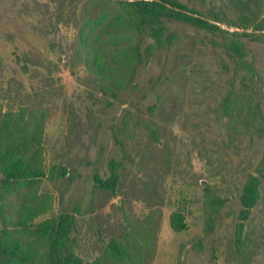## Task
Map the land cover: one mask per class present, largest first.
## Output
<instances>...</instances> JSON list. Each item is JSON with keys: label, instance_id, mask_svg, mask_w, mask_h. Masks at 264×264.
Instances as JSON below:
<instances>
[{"label": "rangeland", "instance_id": "rangeland-1", "mask_svg": "<svg viewBox=\"0 0 264 264\" xmlns=\"http://www.w3.org/2000/svg\"><path fill=\"white\" fill-rule=\"evenodd\" d=\"M178 1L209 20H236L255 3L264 6ZM119 12L69 0H0V120L22 124L23 115L30 129L45 116L44 177L12 191L0 185V219L15 216L19 204L41 213L35 223L70 212L72 252L81 264H264V178L237 231L238 195L264 155V141L247 135L230 142L224 124L213 122L230 77L218 64L228 62L213 44L219 38L167 20L171 47L146 41L136 78L123 84L112 60L102 57L131 55V23L122 25ZM107 22L118 28L110 31ZM242 41L264 85V43ZM103 64L104 76L93 66ZM102 78L110 89L101 87ZM110 166L118 175L113 191L95 183ZM217 198L225 200L221 207ZM174 213L185 224L178 232ZM110 244L124 255H111Z\"/></svg>", "mask_w": 264, "mask_h": 264}, {"label": "trees", "instance_id": "trees-1", "mask_svg": "<svg viewBox=\"0 0 264 264\" xmlns=\"http://www.w3.org/2000/svg\"><path fill=\"white\" fill-rule=\"evenodd\" d=\"M79 3L111 5L122 13L121 18H118L122 25L131 23L133 44L130 57L125 54L120 57L102 54L106 59L109 57L120 71L123 84H129L136 78L144 62L142 46L146 41L154 42L159 48L165 45L171 47L174 38L167 33V20L182 22L218 37L219 42L213 41V44L222 48L228 59L226 62L219 58L218 64L230 77L228 89L212 108L213 122L218 126L224 124V131L230 142L247 135L264 141V85H260V76L254 63L247 59L242 41L248 38L264 43V6L261 2L255 3L246 14L236 20H228L219 15L215 16V20H209L178 0H69L71 5ZM217 23L240 31L222 29ZM117 24L119 23L107 22L106 27L114 31L118 28ZM110 31L106 29L107 33ZM93 66L100 68L98 72L102 76L109 73V66L106 64ZM22 70L25 74L30 71L26 63L22 64ZM101 87L110 89L104 78L101 80ZM26 115L32 116L31 113ZM38 118L39 122L30 129L28 120L23 115L22 124H9L4 118L0 120V185L3 188L12 191L23 184L31 187L44 177V171L40 167V154L45 116L39 115ZM263 178L264 155L254 173L246 175L238 195L241 206L237 224L239 235L243 231V222L249 219L258 201ZM117 180L118 175L113 166H110V174L106 179L95 177L98 187L112 191ZM213 203L221 207L225 200L217 198ZM33 208L31 205L19 204L15 216L0 219V264H81L72 252L75 242L72 234L76 226L73 214L60 213L35 223L34 220L41 213ZM2 211L3 207L0 213ZM170 222L177 232L185 226L183 216L179 213L172 214ZM108 250L115 256L124 255L125 252L116 244H110Z\"/></svg>", "mask_w": 264, "mask_h": 264}, {"label": "water", "instance_id": "water-1", "mask_svg": "<svg viewBox=\"0 0 264 264\" xmlns=\"http://www.w3.org/2000/svg\"><path fill=\"white\" fill-rule=\"evenodd\" d=\"M203 185V184H202Z\"/></svg>", "mask_w": 264, "mask_h": 264}]
</instances>
